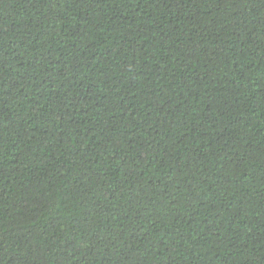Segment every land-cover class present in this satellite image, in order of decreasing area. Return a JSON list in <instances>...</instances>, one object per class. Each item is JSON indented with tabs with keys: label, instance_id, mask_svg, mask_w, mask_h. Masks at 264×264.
Segmentation results:
<instances>
[{
	"label": "trees",
	"instance_id": "obj_1",
	"mask_svg": "<svg viewBox=\"0 0 264 264\" xmlns=\"http://www.w3.org/2000/svg\"><path fill=\"white\" fill-rule=\"evenodd\" d=\"M0 264H264V0H0Z\"/></svg>",
	"mask_w": 264,
	"mask_h": 264
}]
</instances>
